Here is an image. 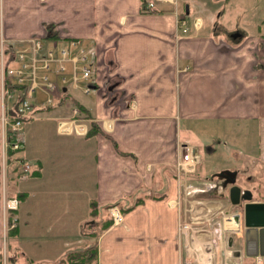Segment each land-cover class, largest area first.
Masks as SVG:
<instances>
[{
	"label": "crops",
	"instance_id": "crops-1",
	"mask_svg": "<svg viewBox=\"0 0 264 264\" xmlns=\"http://www.w3.org/2000/svg\"><path fill=\"white\" fill-rule=\"evenodd\" d=\"M149 1L0 0V32L12 47L44 38L52 27L92 49L97 87L89 94L74 89L85 101L70 91L68 100L48 108L40 106L47 94L37 92L35 111L55 113L43 129L27 124L19 161L11 165L30 164L12 192L39 198L34 210H79L77 225L101 216L91 222L99 227L70 250L94 244L97 264H182L185 185L195 199L223 193L212 178L220 171L200 170L203 148L214 156L221 144L230 147L234 164L264 176V19L250 20L247 28L226 26L221 14L190 21L186 4L189 14L180 25L172 4L158 1L147 11ZM67 102L87 110L85 124L94 122L95 132L59 130V121L72 116ZM2 145L0 120V173ZM1 197L0 179V208ZM113 205L123 223H113ZM1 225L0 210V242ZM247 258L234 259L246 264Z\"/></svg>",
	"mask_w": 264,
	"mask_h": 264
},
{
	"label": "built area",
	"instance_id": "built-area-1",
	"mask_svg": "<svg viewBox=\"0 0 264 264\" xmlns=\"http://www.w3.org/2000/svg\"><path fill=\"white\" fill-rule=\"evenodd\" d=\"M158 1L172 4L178 16V24H186L183 19H180L186 14L184 10H180V3L183 0H151L147 2L146 10H155ZM23 43L25 46L22 48L12 47L4 33L0 32L2 101L0 120L3 132L4 161L10 149L20 151L24 147L25 123L36 115L34 100L37 92L42 91L47 94L40 106L48 108L59 103L65 96L68 100L71 89H81L89 94L97 87L93 79L92 49L83 39L62 38L57 33L55 35L48 33L44 38H30L24 40ZM64 88L68 91H64ZM7 99L12 100V103H8ZM66 105L70 107L72 116L69 120L59 121V130L62 133H69L75 129L81 134H87L89 128L85 121L89 118L85 116L82 108L75 102H67ZM190 156L193 158L191 153ZM181 166L186 169L184 160ZM22 169L23 178L24 173L30 170V164L23 163ZM185 172L188 171L185 170ZM186 186L181 195L182 199L187 198L188 186ZM7 197L4 196L5 218L9 217L8 213L13 214L17 211L19 206L17 197ZM180 211L179 234L185 252L182 264H239L241 262L233 261L234 258L241 260L242 255L234 257L236 249L229 245L230 239L233 238L230 234L237 233L238 229H227L225 222H233L236 216L242 217L243 210L224 215L222 229L220 228L222 221L214 227L210 226L212 223L209 222V218H205L211 212L210 210L207 212L203 210ZM109 213L113 223H123L124 215L118 205L111 206ZM17 223V218L14 216L11 219L10 228H15ZM208 225L210 228L207 227ZM238 226L242 227L241 222ZM253 258L256 264H264V256L257 255ZM0 259V264H11L5 252Z\"/></svg>",
	"mask_w": 264,
	"mask_h": 264
},
{
	"label": "rangeland",
	"instance_id": "rangeland-1",
	"mask_svg": "<svg viewBox=\"0 0 264 264\" xmlns=\"http://www.w3.org/2000/svg\"><path fill=\"white\" fill-rule=\"evenodd\" d=\"M186 4L191 7V13L188 15V19L192 21L194 15H218L221 14L223 21L227 25L238 23L242 27L247 28V24L250 27V20L264 19V0H183L180 3L181 9L185 8ZM80 92L72 89L71 93L75 94L82 101H85V96L78 94ZM8 103H12V100L7 99ZM53 110L37 111L34 119L26 122L40 124L47 126L51 122L50 118L54 115ZM43 124V125H42ZM25 133V129H24ZM224 139V138H223ZM226 139V138H225ZM224 139V140H225ZM223 140V141H224ZM227 146L220 145L219 151L214 156L207 152L206 149H202V163L200 170L205 174H209L212 171H222L224 169L238 170V183L242 185V189H251L254 194V199H264V176H257L252 168L246 167L245 164H234V154ZM233 147V145L231 146ZM235 147L241 148L239 144ZM226 149V150H225ZM236 149V148H234ZM3 145H2V165H1V212H2V233L0 242V258H2L5 252L9 258L11 264H29L26 261H32V264H57L66 258V254L77 245L79 238L86 237V231L96 230L99 227L97 224L92 225L91 222L97 218L88 217L86 223L76 224L80 213L79 210H60V208L51 207L49 210H34L37 208L39 198L31 197L29 201L23 199L21 196H17L12 192L15 182L11 180L12 165L11 160L5 155L6 160L3 159ZM240 165V166H239ZM193 166L189 167L192 169ZM190 172V170H188ZM187 173V172H186ZM264 175V174H263ZM214 180H218L216 176H212ZM17 197L19 206L17 211L8 213V218L4 217V196ZM212 196L217 194H211ZM202 196V198L195 199L191 196L183 200V208L185 210H203L209 214L205 218H209V222L212 223V227L218 225L220 221L223 225V216L226 214H232L233 211H239L237 205H233L227 200L218 201V196L212 197ZM7 197V198H8ZM198 200V201H196ZM25 201V202H24ZM195 201V202H194ZM31 204L33 210H26L27 206ZM220 204V206H217ZM223 211V212H221ZM17 218L16 230L10 228L11 219ZM244 218L241 220L243 225ZM88 224V228H87ZM238 218L233 222L229 221L226 228L238 229ZM208 225L207 227L210 228ZM242 232V230H240ZM244 232V230H243ZM223 235V234H222ZM243 233H232L230 237L234 238L233 248L237 250H244L245 242ZM70 243V244H68ZM72 245V246H71ZM235 251V252H236ZM1 260V259H0ZM235 262V260L233 259ZM31 264V263H30ZM66 264V262L64 263ZM246 264H256L254 258L248 257Z\"/></svg>",
	"mask_w": 264,
	"mask_h": 264
},
{
	"label": "water",
	"instance_id": "water-1",
	"mask_svg": "<svg viewBox=\"0 0 264 264\" xmlns=\"http://www.w3.org/2000/svg\"><path fill=\"white\" fill-rule=\"evenodd\" d=\"M186 13L189 14V6L186 5ZM238 170L224 169L219 172L218 178L222 180V187L229 188V199L233 205H241L244 202L243 218L246 256H264V201H255L251 189H242L237 182ZM239 222L242 218L236 216ZM234 239L231 238L229 245L233 247ZM237 256L242 255L241 250L235 252Z\"/></svg>",
	"mask_w": 264,
	"mask_h": 264
},
{
	"label": "trees",
	"instance_id": "trees-1",
	"mask_svg": "<svg viewBox=\"0 0 264 264\" xmlns=\"http://www.w3.org/2000/svg\"><path fill=\"white\" fill-rule=\"evenodd\" d=\"M186 13V12H185ZM55 31L52 27H50L49 34L50 35H55ZM82 110L85 113V116L87 118H90L87 110L82 107ZM97 129V126L94 122H91L90 128L88 130L87 134H90L92 132H95ZM20 151H14V150H9V159L14 162V161H19V156L18 153ZM22 169L21 166L18 164H15L12 169V177L11 180L13 182H16L17 178L21 175ZM17 227L13 228L12 230H16ZM97 264V247L93 244L88 247H83L80 249L72 250L69 252L67 255L66 259H64L62 262L58 264Z\"/></svg>",
	"mask_w": 264,
	"mask_h": 264
},
{
	"label": "flooded vegetation",
	"instance_id": "flooded-vegetation-1",
	"mask_svg": "<svg viewBox=\"0 0 264 264\" xmlns=\"http://www.w3.org/2000/svg\"><path fill=\"white\" fill-rule=\"evenodd\" d=\"M236 170V169H235ZM219 174V173H218ZM218 174L216 175V177L218 178ZM238 176H239V171H238V175H237V184L239 185V186H241L242 187V185L240 184V183H238ZM222 180H220L219 178H218V180H217V182H216V184H215V189H218V188H220V187H222ZM230 186L231 185H228V188H223L222 187V190H223V193H221V194H218V195H215V196H218V200H217V202L218 201H224V200H227V201H229L230 203H231V201H230V199H229V188H230ZM244 189H247V188H244ZM255 201H264V199L263 200H256V199H254ZM238 207H239V210H243L244 209V202H242V204L241 205H238ZM243 238H244V242H245V237L243 236ZM239 250H241L242 251V255H246V247H244V250H242V249H239Z\"/></svg>",
	"mask_w": 264,
	"mask_h": 264
},
{
	"label": "bare ground",
	"instance_id": "bare-ground-1",
	"mask_svg": "<svg viewBox=\"0 0 264 264\" xmlns=\"http://www.w3.org/2000/svg\"><path fill=\"white\" fill-rule=\"evenodd\" d=\"M43 110H45V109H43ZM25 129V128H24ZM241 256V255H240Z\"/></svg>",
	"mask_w": 264,
	"mask_h": 264
}]
</instances>
